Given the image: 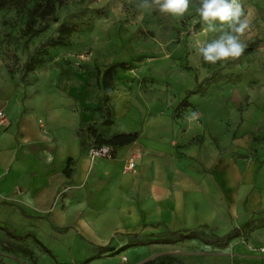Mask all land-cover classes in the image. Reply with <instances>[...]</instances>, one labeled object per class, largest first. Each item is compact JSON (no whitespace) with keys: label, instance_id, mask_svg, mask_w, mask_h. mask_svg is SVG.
Wrapping results in <instances>:
<instances>
[{"label":"rangeland","instance_id":"374dc122","mask_svg":"<svg viewBox=\"0 0 264 264\" xmlns=\"http://www.w3.org/2000/svg\"><path fill=\"white\" fill-rule=\"evenodd\" d=\"M44 2L28 0L24 13L0 10V78L19 79L24 107L31 99L46 110L80 115L82 128L77 135L84 133L91 143H95L93 131L108 138L118 120L135 125V133L146 140L170 141L178 153H183V146L177 140L191 127L204 129L203 136L190 144L205 156L216 151L247 161L264 151V0H240L250 21L241 37L247 47L238 59L216 64L205 62L196 47L197 41L220 35L204 31L206 25L196 12L199 0H190L183 16H173L171 31L155 17L152 7H140L143 0H60L50 26L30 38L28 18ZM65 20L77 25L68 45L34 52L32 57L42 62L25 73L28 54L23 42L28 40L29 51H34L39 43L58 35ZM40 24L38 19L37 27ZM115 63H126L127 68H117L105 78ZM214 76L218 78L210 81ZM196 81L203 90L188 95ZM100 105L111 113L108 125L103 123ZM193 112L196 119L190 118ZM17 207L0 204V264H56L34 239L43 244L40 226ZM7 230L30 237L17 239ZM238 242L245 245L243 239ZM43 245L60 253L57 244Z\"/></svg>","mask_w":264,"mask_h":264},{"label":"crops","instance_id":"0c3cea01","mask_svg":"<svg viewBox=\"0 0 264 264\" xmlns=\"http://www.w3.org/2000/svg\"><path fill=\"white\" fill-rule=\"evenodd\" d=\"M23 92L18 78H0V110L9 120L0 128V204L18 205L40 226L43 244L60 247H46L56 264H264V227L225 247L199 239L129 246L135 235L225 236L249 220L264 221V151L247 161L216 151L205 156L190 144L204 129L191 127L177 140L183 153L170 141L139 135L113 159L91 161L94 143L77 135L80 115L31 99L24 107ZM128 124L117 120L109 137L135 133ZM131 157L136 168L128 171ZM106 246L114 251L101 254Z\"/></svg>","mask_w":264,"mask_h":264},{"label":"trees","instance_id":"16d2710c","mask_svg":"<svg viewBox=\"0 0 264 264\" xmlns=\"http://www.w3.org/2000/svg\"><path fill=\"white\" fill-rule=\"evenodd\" d=\"M60 0H45L44 4L40 7H36L33 11H31L30 16L27 21V27H26V34L31 38L36 36L38 33H40L42 30L48 28L50 26V22L55 19V15L58 9V3ZM28 6V0H0V10L9 8L15 10L17 13H24L27 10ZM39 8V9H38ZM40 10V11H37ZM152 10L155 14V17L165 25V28L167 31H171L174 29L173 23H174V17L168 13H161L157 6L153 5ZM38 12V13H37ZM38 19L42 22V25L40 24L37 27ZM77 29L76 24L68 23L66 20L63 21L58 29V35H52L48 39L44 40L43 42L39 43L34 51H29V41L26 40L23 42V47L25 50H27L28 59L25 62L24 69L25 73L30 72L32 70L33 66L35 64H40L42 62V59L39 57H32V54L34 52L42 53L49 49H56L58 47H63L68 45L69 39L73 32ZM117 68L126 69L127 65L126 63H115L111 65L106 72L104 73V77L108 79L110 77V74L114 72ZM197 78V77H196ZM218 77L214 76L210 79V81H215ZM197 80V79H196ZM196 88L192 91H188V95H193L196 93H199L203 90L202 83H198L196 81ZM107 92H109L111 89L107 88L105 89ZM101 111L104 116V125H108L110 123L109 119L111 117L110 111L101 105ZM95 138L94 146H102L107 145L110 146L115 154L116 149L125 146L127 144H131L139 139V133H132V134H118L114 135L109 138H104L101 134H97L95 131L92 132ZM92 145V146H93ZM21 213L26 216V213L21 211ZM264 227V221H253L249 220L243 225H241L238 228H235L233 231H231L229 234L225 236H218L216 234H207V233H197L195 231L191 230H181L177 232H167L165 234L156 235L154 237H143L135 235L132 237L133 241L129 244V246H140V245H147L150 243H159V244H172L176 242L185 241L188 239H199L207 244H213L220 247H225L229 244L231 240L234 238L243 237L245 234ZM7 233L14 238L17 239H26L30 237V235L25 236H18L14 231L7 230ZM36 242L43 248V250L49 254L51 257L54 258L52 252L46 248L38 239H36ZM109 251H114L110 246L106 247H100L99 252L101 254L107 253ZM162 259V258H161ZM172 262V260H171ZM145 264H154V261L147 262Z\"/></svg>","mask_w":264,"mask_h":264},{"label":"clouds","instance_id":"9594fccd","mask_svg":"<svg viewBox=\"0 0 264 264\" xmlns=\"http://www.w3.org/2000/svg\"><path fill=\"white\" fill-rule=\"evenodd\" d=\"M189 3L190 0H143L140 7L151 8L155 5L161 13L183 16L189 9ZM196 12L206 25L205 32H220L216 39L196 42L197 50L205 62L216 64L242 56L247 45L241 37L249 29L250 21L245 16L240 0H199ZM196 117L197 113L193 112L190 118Z\"/></svg>","mask_w":264,"mask_h":264},{"label":"built area","instance_id":"2783aa9c","mask_svg":"<svg viewBox=\"0 0 264 264\" xmlns=\"http://www.w3.org/2000/svg\"><path fill=\"white\" fill-rule=\"evenodd\" d=\"M9 125L8 117L5 111L0 110V128L6 127ZM115 156L112 148L107 145L102 146H91L88 150V157L91 161L98 159H113ZM136 168V158L131 157L125 166V169L128 171H133Z\"/></svg>","mask_w":264,"mask_h":264}]
</instances>
